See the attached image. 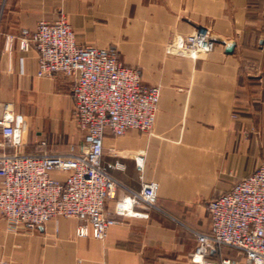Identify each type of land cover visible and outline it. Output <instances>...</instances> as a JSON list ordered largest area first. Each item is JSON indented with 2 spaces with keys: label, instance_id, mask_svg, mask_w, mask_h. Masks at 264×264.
I'll return each instance as SVG.
<instances>
[{
  "label": "crops",
  "instance_id": "0c3cea01",
  "mask_svg": "<svg viewBox=\"0 0 264 264\" xmlns=\"http://www.w3.org/2000/svg\"><path fill=\"white\" fill-rule=\"evenodd\" d=\"M60 16L80 44L117 48L126 64L141 69L144 84L160 87L152 131L108 136L103 164L123 163L124 170L108 172L134 191L143 182L157 183L162 211L119 216L109 200L106 213L116 223L103 240L77 237L76 219L61 217L28 230L13 229L0 214V264H197L192 230L211 233L207 204L251 173L260 163L254 156L264 150V0H5L0 118L26 116L30 130H37L25 153L64 152L50 145L61 124L70 117L75 123L74 82L61 74L38 78L39 53L16 44L9 55L6 37ZM201 27L213 35L211 51L197 60L166 52L172 36ZM80 141L81 135L70 144ZM6 149L0 146V154L13 152ZM138 155L145 161L141 171ZM227 257L247 264L228 247L210 260Z\"/></svg>",
  "mask_w": 264,
  "mask_h": 264
},
{
  "label": "built area",
  "instance_id": "2783aa9c",
  "mask_svg": "<svg viewBox=\"0 0 264 264\" xmlns=\"http://www.w3.org/2000/svg\"><path fill=\"white\" fill-rule=\"evenodd\" d=\"M16 44L22 51L39 53L38 78L61 74L73 80L74 121L81 141L62 153H25V118L11 114L0 118V146L13 149L0 154V214L7 223L13 229L37 230L53 219H76L77 237L103 240L116 223L106 213L109 200H115L119 216L147 218L149 211H162L157 183L143 182L134 191L108 172L124 170L123 163L103 164L108 136L152 131L160 88L144 84L140 70L121 63L113 49L80 44L64 16L7 36L4 50L11 55ZM213 44L210 30L201 27L172 36L167 51L195 59L211 51ZM135 160L141 171L144 156ZM53 173L64 178H54ZM207 208L211 233L192 230L197 243L193 262L238 264L228 257L210 260L220 248L228 247L238 251L247 264H264V159L209 201Z\"/></svg>",
  "mask_w": 264,
  "mask_h": 264
},
{
  "label": "rangeland",
  "instance_id": "374dc122",
  "mask_svg": "<svg viewBox=\"0 0 264 264\" xmlns=\"http://www.w3.org/2000/svg\"><path fill=\"white\" fill-rule=\"evenodd\" d=\"M4 1L5 0H0V21H1V16H2V13H3V7H4ZM66 18V17H65ZM67 19V18H66ZM109 49H113L116 53H117V57H118V59H119V61L121 62V63H123L124 65H126V66H129V67H135V68H137V69H139L140 70V72H141V75H142V71H141V69L139 68V67H137V66H132V65H130V64H126L125 62H124V60L122 59V56H121V54H120V52L118 51V49L117 48H115V47H108ZM167 49H168V44L166 45V52L168 53V51H167ZM169 55H170V53H169ZM200 55V54H199ZM199 55H198V57H199ZM174 56V55H173ZM176 56H178V55H176ZM181 57H185V56H181ZM198 57L197 58H195V59H193V60H197L198 59ZM186 58H189V59H192V58H190V57H186ZM149 86V85H148ZM157 87H159V86H157ZM160 88V87H159ZM161 90V89H160ZM23 118H25V121H28V119H27V117L26 116H23ZM59 131L57 132V139L55 140V142L54 143H52V146L50 145V148H52V150H63V151H66L67 150V147L69 146V145H71L70 143H74L78 138L80 139V133L77 131V129H76V126H75V123L73 122V120L71 119V117H70V119L67 121V123H65V124H61L60 126H59ZM36 131L37 130H34L33 129V131H31L30 130V126L29 125H27V130H26V139H27V144L25 145V146H27L28 145V141H29V137L30 136H33V137H36ZM71 134H74V136L73 137H75L76 138V140H72V141H70L69 140V137H70V135ZM2 141V139H1V136H0V142ZM25 148V147H24ZM10 148H7L6 150H9ZM261 153H260V155L259 156H254V161H259V162H261L262 160H263V158H264V150L261 148ZM255 167V166H254ZM255 169V168H254Z\"/></svg>",
  "mask_w": 264,
  "mask_h": 264
},
{
  "label": "water",
  "instance_id": "95a60500",
  "mask_svg": "<svg viewBox=\"0 0 264 264\" xmlns=\"http://www.w3.org/2000/svg\"><path fill=\"white\" fill-rule=\"evenodd\" d=\"M233 47H234V44H233V43H230V44L228 45L227 49H226L227 52H228V53L232 52Z\"/></svg>",
  "mask_w": 264,
  "mask_h": 264
}]
</instances>
